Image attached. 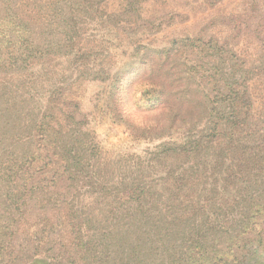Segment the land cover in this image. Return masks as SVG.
I'll list each match as a JSON object with an SVG mask.
<instances>
[{
	"label": "trees",
	"instance_id": "obj_1",
	"mask_svg": "<svg viewBox=\"0 0 264 264\" xmlns=\"http://www.w3.org/2000/svg\"><path fill=\"white\" fill-rule=\"evenodd\" d=\"M110 1L0 0V77L19 87L0 84V264H246L264 239V18L175 38L129 72L144 108L169 111L179 133L157 147L152 187L142 171L114 180L74 97L53 89L35 108L21 94L37 62L77 57L83 18L141 20L139 0L108 14ZM219 215L241 219L220 249L209 246L217 221L197 224Z\"/></svg>",
	"mask_w": 264,
	"mask_h": 264
},
{
	"label": "rangeland",
	"instance_id": "obj_2",
	"mask_svg": "<svg viewBox=\"0 0 264 264\" xmlns=\"http://www.w3.org/2000/svg\"><path fill=\"white\" fill-rule=\"evenodd\" d=\"M127 2L111 0L107 13H114L121 5L125 7ZM105 7L106 3L103 11ZM135 11L141 19L137 25L107 19L102 11L97 16L83 18L81 25H75L79 43L77 57L60 55L37 62L20 76L26 85L21 94L29 97L28 92H31L34 107V103L53 89H62L74 97L88 114L95 130L94 141L99 145L102 161L109 164L114 180L126 179L132 172L142 171L148 183L156 187L161 181L165 161L158 160L154 154L161 143H171L179 133L177 129H171L169 111L144 108L145 88L139 80L129 83L128 78L132 76L129 72L135 71L154 54V50L168 47L175 38L205 31L224 36V25L232 23L228 19L231 16L243 15L248 21L264 18V0H221L214 6L204 0H139ZM32 15L35 22H41L46 16L38 12ZM33 24L30 25L33 29L44 27ZM241 48L248 54L249 48ZM122 82L127 85L125 90L119 88ZM0 84H5L6 90L19 88L1 77ZM112 89L118 92H112ZM110 103L128 124L109 111ZM215 182L216 179L210 181L208 187ZM215 221L219 228L209 246L220 249L227 236L238 229L241 219L235 217L230 221L223 215L200 216L197 224L204 223L205 226L200 227L203 230ZM226 232L228 235L221 238L220 234ZM251 247L249 256L246 254V264H264V239Z\"/></svg>",
	"mask_w": 264,
	"mask_h": 264
}]
</instances>
